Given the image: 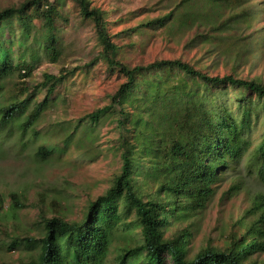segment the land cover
Wrapping results in <instances>:
<instances>
[{
    "label": "trees",
    "instance_id": "trees-1",
    "mask_svg": "<svg viewBox=\"0 0 264 264\" xmlns=\"http://www.w3.org/2000/svg\"><path fill=\"white\" fill-rule=\"evenodd\" d=\"M71 1L80 16L91 22L100 47L91 64L100 60L123 76L110 102L80 119L97 122L102 115L112 114L119 131L115 148L121 159L120 171L104 193L89 201L81 219L46 217L43 213L41 229L35 236L7 234L12 235L9 242L3 243L8 248L25 246L35 250L26 261L12 264H264L257 257L264 252L262 201H253L235 219L241 233L230 231L225 244L207 243L191 257L188 245L192 233L188 226L169 236L164 234L171 221H181L205 207L221 171L237 163L250 149L249 134L260 116L263 131L251 149L248 167L264 185V84L233 74L210 75L179 58L129 66L118 57L119 47L108 32L103 9L91 0ZM199 1L210 11L219 1L229 6L239 3L179 0L159 21L174 18L179 25L198 27L206 22L213 26L215 11L206 12ZM61 16L56 3L50 0H24L0 9V24L15 19L19 26L16 42L22 44L31 38V43L39 42L55 61L59 54L56 22ZM33 17L45 20V32L31 35ZM1 37L0 30V92L2 75L19 68L3 54ZM64 77V70L58 75L43 73L35 93L45 89V95L33 105L24 100L25 89L10 95L4 91V100L13 95V100L21 97V102L0 104V128L19 116L24 120V130L31 127ZM228 91L237 100L238 115L226 106ZM36 155L46 154L38 148ZM11 196L15 208L19 201L14 194ZM136 226L140 240H134ZM126 232L133 243L117 244L114 234ZM65 249L71 259L63 257Z\"/></svg>",
    "mask_w": 264,
    "mask_h": 264
},
{
    "label": "rangeland",
    "instance_id": "rangeland-1",
    "mask_svg": "<svg viewBox=\"0 0 264 264\" xmlns=\"http://www.w3.org/2000/svg\"><path fill=\"white\" fill-rule=\"evenodd\" d=\"M22 1L0 0V9ZM50 1L62 15L56 22L59 54L55 61L39 42L31 43V38L22 44L16 42L19 26L15 19L0 24L3 54L9 56L11 65L19 66L2 75L0 104L21 102L19 96L13 100L12 95L8 101L4 98L6 93L25 89L23 98L33 105L45 95V89L35 93L43 73L58 75L65 71L64 79L48 96L47 107L31 127L24 130V120L19 116L0 128V264L26 261L35 254L31 247L8 248L3 243L13 234L35 236L41 229L43 213L46 217L81 219L89 201L104 193L121 166L115 148L119 131L112 114L102 115L97 122L80 119L107 105L123 76L100 60L91 64L100 47L91 22L80 16L72 1ZM178 1L91 0L105 12L108 32L119 47L118 57L129 66L179 58L210 75L233 74L264 84V0H239L232 6L219 1L212 10L213 26L206 22L198 27L179 25L174 18L160 22ZM31 25V35L45 32V20L33 17ZM232 94L228 91L226 106L238 115ZM261 117L249 134L250 149L237 163L221 171L205 207L165 227V236L189 227L192 236L188 257L207 243L225 244L230 231L241 233L235 219L253 201L264 203V185L248 167L251 149L262 135ZM38 148L46 155H36ZM12 194L19 201L15 208ZM133 231L134 240H140L139 227ZM113 239L117 244L133 243L127 232L115 233ZM63 257L71 259L70 252L63 250ZM257 257L264 260V252Z\"/></svg>",
    "mask_w": 264,
    "mask_h": 264
}]
</instances>
